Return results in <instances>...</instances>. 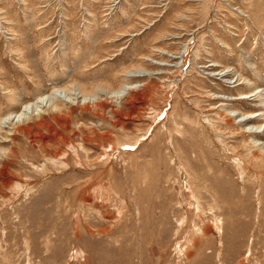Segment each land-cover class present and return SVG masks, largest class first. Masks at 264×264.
Here are the masks:
<instances>
[{
	"label": "rangeland",
	"instance_id": "374dc122",
	"mask_svg": "<svg viewBox=\"0 0 264 264\" xmlns=\"http://www.w3.org/2000/svg\"><path fill=\"white\" fill-rule=\"evenodd\" d=\"M56 88L0 131V264H264L263 153L220 110L264 113L236 99L264 90V0H0V120Z\"/></svg>",
	"mask_w": 264,
	"mask_h": 264
},
{
	"label": "bare ground",
	"instance_id": "6f19581e",
	"mask_svg": "<svg viewBox=\"0 0 264 264\" xmlns=\"http://www.w3.org/2000/svg\"><path fill=\"white\" fill-rule=\"evenodd\" d=\"M190 48H191V41L184 45L183 51L181 52L182 58L188 57ZM222 72L223 71L221 70L220 73L212 72L210 74L213 76L215 75L221 76ZM229 72H232V76H231L232 78L236 74V71L234 72V70L230 71L228 69V73ZM225 73L227 74V72ZM150 74L151 72H149L148 70H136V71L129 72L127 76L131 78L134 76H145V75H150ZM232 78H230V80ZM234 82H233L234 87H239L244 84L250 85V81L246 80L241 75H239V77H237V79ZM139 86L140 85L138 83L136 84L135 83L134 84L125 83L118 90L108 92V95L112 98L121 100L125 96L129 95L131 91L137 89ZM82 95H83L82 102H86V101L96 102L97 101L98 94H92V95H87V96L86 94H82ZM239 96L240 97L236 98L237 100L256 98L257 100L259 101L261 100V102L264 103V90L260 88H258L257 90H253L251 93H241ZM77 97L78 95L74 97L67 91V89L56 88L48 94L39 96L35 101H31V102L24 104V106L21 108L20 111L8 114L7 116L3 117L0 120V131H3L4 128L5 129L7 128V130H9L10 132H13L16 127L19 128L20 126L24 125L22 126L24 127L23 129L21 130L18 129V130L20 132L24 131L29 134L31 132L30 131L31 126L29 124H31V122H34L35 124L37 123L38 125H42V123L39 122V119L42 118L45 112H47L49 109H53L57 111L59 109V105H58L59 102L61 103L62 101L69 102V103L75 102V99H77ZM222 99L224 100L225 98H222ZM226 100L227 102L222 103V105L220 106V110L223 111L222 116L226 118V122L228 124L229 123L231 124V122L234 121L237 124V126L242 129L241 131L242 135L246 133V135L250 136L248 143H246V146L248 147L247 149L251 151L250 154L252 153V155H254L253 153L257 154V152L263 153V157L255 156L256 159L263 161L264 160V141L261 139V136L262 134L264 135V124H259L258 119L259 117H261V115L263 116L264 113H258L257 111L244 113L241 110L232 109V107L230 106V103L228 102L230 99L227 98ZM43 140H42V145L43 147L46 148ZM118 145H120V143H118ZM1 148H0V157H1L0 159V184L5 182L4 176L9 172V162L8 160L7 161L3 160L2 156H3L4 151ZM75 151H77L75 154L77 155L79 161H82L83 159H81V156L78 154V149H75ZM63 154H66V153H63ZM48 156L50 157L46 159V163L44 164V166H47L49 168V162L52 160V158L56 157L57 155L55 154V155H48ZM236 159L238 160L239 164H240V161H243V159L240 156H236ZM109 160H110V154L108 156L107 161ZM61 163H67V156H64V158L61 159ZM32 165H34V163H32ZM32 182L33 181H31V183Z\"/></svg>",
	"mask_w": 264,
	"mask_h": 264
}]
</instances>
